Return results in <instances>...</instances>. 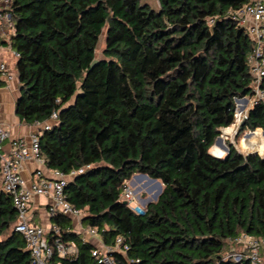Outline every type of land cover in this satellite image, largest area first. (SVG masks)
I'll list each match as a JSON object with an SVG mask.
<instances>
[{
    "label": "trees",
    "instance_id": "obj_1",
    "mask_svg": "<svg viewBox=\"0 0 264 264\" xmlns=\"http://www.w3.org/2000/svg\"><path fill=\"white\" fill-rule=\"evenodd\" d=\"M157 2L13 0L16 114L26 124L57 114L39 132L46 166L80 171L69 178L68 201L104 244L123 237L128 250L114 252L116 264H252L228 252L241 234L264 238V156L235 144L227 158L209 152L235 123L236 100L254 95L255 43L234 18L252 0ZM243 122L236 140L264 130V100ZM136 174L163 184L144 214L121 199ZM1 181L0 159V264H32ZM52 222L63 243L78 247L76 256L56 258L61 264H100L96 245L83 242L70 219L59 214Z\"/></svg>",
    "mask_w": 264,
    "mask_h": 264
},
{
    "label": "built area",
    "instance_id": "obj_2",
    "mask_svg": "<svg viewBox=\"0 0 264 264\" xmlns=\"http://www.w3.org/2000/svg\"><path fill=\"white\" fill-rule=\"evenodd\" d=\"M13 0H0V41L8 42L11 47V37L15 30V22L9 8ZM234 18L239 22L255 43V48L249 56L251 73L254 76L253 90L256 98L248 106V101L243 97L236 102L235 123L233 126H240L247 118L250 107L264 100V91L261 90V81L264 77V0H252L234 13ZM2 43L0 42V48ZM13 55L18 58L20 55L13 50ZM16 74L6 62H0V89L14 80ZM241 99V98H240ZM245 101L244 103H242ZM241 102V106L239 104ZM57 114L54 113L52 121L44 124L43 128L50 129L56 121ZM40 124V123H36ZM10 131L0 124V159L2 162V188L12 198V203L17 211V222L15 231L20 233L31 253L32 264H61L59 258L74 257L77 254V243L72 241L67 244L60 239L62 229L57 224H52L49 231L43 226L33 222L31 202L36 195L46 196L52 199L53 203L49 210L51 217L62 214L72 217H83V211L75 208L69 201L66 187L70 176L79 173L73 171L66 175L60 170L51 169V176H47L41 169L36 171V179L31 184L22 176L23 164L27 160H36L39 164L46 165L41 153L39 133L31 136L30 141L23 138L13 141L12 149L4 151V143L10 138ZM121 199L138 214L145 212L144 206L138 203L135 191L130 181L124 182ZM52 234V238L49 236ZM83 242H90L96 238H102L98 229L89 227L81 232ZM123 237H118L115 244H102L93 249V256L100 264H116L114 252L117 250H128ZM232 245L243 247L242 252L233 253L236 261L243 258L249 259L252 264H264V238L241 234L230 240ZM58 258V259H56Z\"/></svg>",
    "mask_w": 264,
    "mask_h": 264
},
{
    "label": "crops",
    "instance_id": "obj_3",
    "mask_svg": "<svg viewBox=\"0 0 264 264\" xmlns=\"http://www.w3.org/2000/svg\"><path fill=\"white\" fill-rule=\"evenodd\" d=\"M1 40L2 47L0 48V62H6L8 66L16 74L15 62L16 58L13 55V49L8 44L3 43ZM21 95L20 82L15 76L14 80L6 84L0 89V124L3 125L10 131V138L4 143V151L9 152L12 149L13 141L16 139L23 138L26 141H30L31 136L40 132L44 124H26L16 114V102ZM41 169L45 175L51 176V169L47 168L46 165L39 164L36 160H27L23 164L22 176L31 184L36 179V171ZM149 179L140 174H136L130 181L134 183V179ZM137 188V187H136ZM145 201V200H143ZM53 201L51 198L46 196L36 195L31 202V210L33 214V222L39 225H43L48 231L54 222L52 217L49 215ZM149 203V202H148ZM148 203H144L147 206ZM71 220L72 229L77 232H82L89 228L85 226L83 217H72L66 216ZM68 227V226H67ZM92 242L96 245H102L104 242L102 238L93 239Z\"/></svg>",
    "mask_w": 264,
    "mask_h": 264
},
{
    "label": "rangeland",
    "instance_id": "obj_4",
    "mask_svg": "<svg viewBox=\"0 0 264 264\" xmlns=\"http://www.w3.org/2000/svg\"><path fill=\"white\" fill-rule=\"evenodd\" d=\"M144 2H149L153 5V7L158 8V2L157 0H143ZM105 32L103 34L102 40L100 41L99 48L97 50V57L103 58V49L105 46ZM256 98V95H248L245 97V99L248 101V106H250V103ZM237 102V101H236ZM243 101L242 103H244ZM241 102H239L240 104ZM240 132V126H230L226 129H222L221 131V137L223 139V142L216 143L215 147L213 149V153L217 156H225V154H228V147L230 144H235L236 148L243 154H248V151H251L252 147H249L247 143L243 142L242 146L240 144V140H236L238 133ZM251 132L246 131L244 134ZM244 136V135H243ZM242 136V137H243ZM264 141V138L262 139ZM259 142V141H258ZM264 148V146L262 147ZM130 181V180H129ZM133 181V179H132ZM130 181V185L135 191V196L138 201L144 208H146V205L144 203L148 202H154L157 200L161 188L163 189V184L159 180H153L149 177V179H134V183ZM160 183V184H159ZM137 187V188H136ZM145 200V201H143ZM85 226H87L85 224ZM232 249H234L233 253L242 252L243 247L240 245H232L230 244V251L228 252V256L232 255Z\"/></svg>",
    "mask_w": 264,
    "mask_h": 264
},
{
    "label": "water",
    "instance_id": "obj_5",
    "mask_svg": "<svg viewBox=\"0 0 264 264\" xmlns=\"http://www.w3.org/2000/svg\"><path fill=\"white\" fill-rule=\"evenodd\" d=\"M100 60L99 59H95L92 64H91V68H94L95 66H97L99 64ZM243 98L241 99H237V101H240L242 100ZM244 123V122H243ZM243 123L241 125H243ZM241 128V127H240ZM222 131V129L220 130ZM254 135H263L264 136V130L262 128H257L255 129L254 131H251V132H248L246 134H244V136L241 138L240 140V144L242 146V143L245 141V139L247 137H251V136H254ZM220 142H223V139L221 137V135L217 138L216 140V143H220ZM215 143V144H216ZM264 146V141L263 140H260L259 142H257L254 146H251L253 151H248V154H259L261 155L262 157L264 156V148H262ZM213 148H214V145L210 148L209 152L212 156L218 158V159H223V158H227L229 155H230V149L228 147V154H225V156H222V157H218L216 155H214L213 153ZM141 176H144V177H148V175L146 174H140ZM153 180H156V179H153ZM162 192V188L160 190V193L159 195L161 194ZM144 214V213H143Z\"/></svg>",
    "mask_w": 264,
    "mask_h": 264
},
{
    "label": "bare ground",
    "instance_id": "obj_6",
    "mask_svg": "<svg viewBox=\"0 0 264 264\" xmlns=\"http://www.w3.org/2000/svg\"><path fill=\"white\" fill-rule=\"evenodd\" d=\"M146 178H148V177H146ZM155 181V180H154ZM160 184V183H159Z\"/></svg>",
    "mask_w": 264,
    "mask_h": 264
}]
</instances>
